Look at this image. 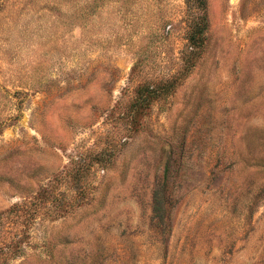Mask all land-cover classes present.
Returning <instances> with one entry per match:
<instances>
[{
  "label": "rangeland",
  "instance_id": "374dc122",
  "mask_svg": "<svg viewBox=\"0 0 264 264\" xmlns=\"http://www.w3.org/2000/svg\"><path fill=\"white\" fill-rule=\"evenodd\" d=\"M0 264H264V0H0Z\"/></svg>",
  "mask_w": 264,
  "mask_h": 264
},
{
  "label": "trees",
  "instance_id": "16d2710c",
  "mask_svg": "<svg viewBox=\"0 0 264 264\" xmlns=\"http://www.w3.org/2000/svg\"><path fill=\"white\" fill-rule=\"evenodd\" d=\"M193 51H186V54L188 55V57L186 58L187 61H189V58L191 57ZM158 87L157 86H154V85H150L148 86V91H149V94H151L152 96H157L160 94V91L157 89ZM144 100L146 99H143L141 96L137 99V103H142ZM161 216V215H160Z\"/></svg>",
  "mask_w": 264,
  "mask_h": 264
}]
</instances>
